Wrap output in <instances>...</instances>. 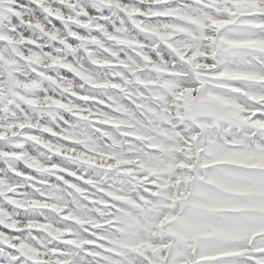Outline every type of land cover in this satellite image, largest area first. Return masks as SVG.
Here are the masks:
<instances>
[{
  "label": "snow or ice",
  "instance_id": "6c2138e0",
  "mask_svg": "<svg viewBox=\"0 0 264 264\" xmlns=\"http://www.w3.org/2000/svg\"><path fill=\"white\" fill-rule=\"evenodd\" d=\"M0 264H264V0H0Z\"/></svg>",
  "mask_w": 264,
  "mask_h": 264
}]
</instances>
